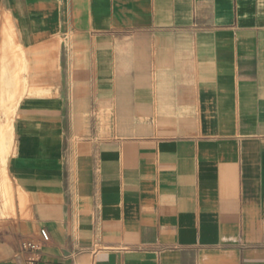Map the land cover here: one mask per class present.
Returning a JSON list of instances; mask_svg holds the SVG:
<instances>
[{"label":"crops","instance_id":"crops-1","mask_svg":"<svg viewBox=\"0 0 264 264\" xmlns=\"http://www.w3.org/2000/svg\"><path fill=\"white\" fill-rule=\"evenodd\" d=\"M6 141L0 264H264V0H0Z\"/></svg>","mask_w":264,"mask_h":264},{"label":"rangeland","instance_id":"rangeland-1","mask_svg":"<svg viewBox=\"0 0 264 264\" xmlns=\"http://www.w3.org/2000/svg\"><path fill=\"white\" fill-rule=\"evenodd\" d=\"M7 132L8 127H2ZM10 146L6 141L5 145H0V218L8 216L10 210V203L13 201V197L16 194V189L10 180L6 168V162L8 159ZM22 204V202H21ZM4 223L0 222V226Z\"/></svg>","mask_w":264,"mask_h":264},{"label":"built area","instance_id":"built-area-1","mask_svg":"<svg viewBox=\"0 0 264 264\" xmlns=\"http://www.w3.org/2000/svg\"><path fill=\"white\" fill-rule=\"evenodd\" d=\"M39 237H40L41 243L45 244L49 242V235L45 229H41L39 231ZM21 249L27 252L28 254H32L38 251L39 245L34 242H23L21 243ZM27 262L29 264H32L33 260L30 258H27Z\"/></svg>","mask_w":264,"mask_h":264},{"label":"bare ground","instance_id":"bare-ground-1","mask_svg":"<svg viewBox=\"0 0 264 264\" xmlns=\"http://www.w3.org/2000/svg\"><path fill=\"white\" fill-rule=\"evenodd\" d=\"M5 170H6V168H5Z\"/></svg>","mask_w":264,"mask_h":264}]
</instances>
